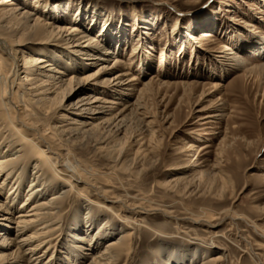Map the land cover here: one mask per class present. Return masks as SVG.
<instances>
[{
	"label": "rangeland",
	"instance_id": "obj_1",
	"mask_svg": "<svg viewBox=\"0 0 264 264\" xmlns=\"http://www.w3.org/2000/svg\"><path fill=\"white\" fill-rule=\"evenodd\" d=\"M25 1L32 10L57 16L65 20L64 25L79 24L109 42L107 47L116 52L102 55L104 60L99 63L80 55L77 67L68 66L69 72L82 77L103 63L106 71L96 80L109 81L127 71L125 80L135 79L134 86L108 88L101 96L118 102L112 103L116 108L127 101L137 105V110L128 109L111 126L104 122L110 115L90 116L94 119L89 123H100L97 132L83 136L76 131L63 141L52 134L50 124L61 114H67V124L79 118L75 112L87 113L81 99L91 89L77 88L64 103L70 111L43 113L26 101L21 120L28 128L20 143L30 160L15 200V215L25 209L21 205L35 162H42L58 183L68 185L59 229L49 238L53 256L36 264H86L91 260L87 240H77L72 233L85 225L84 200L93 207L97 223L109 219L112 225L134 233L131 254L118 264H168L169 257L177 264L188 263L186 258L169 255L172 252L164 247L174 248L178 255L194 248L207 250L208 257L223 253L216 264H264V71L257 69L264 64V0ZM221 46L241 55V64L236 65L234 54L219 52ZM52 54V59L66 63L64 56ZM10 63L7 55L0 56V64L6 66L3 76L13 79ZM151 79L155 83L152 90L140 93ZM3 110L9 118L5 104ZM40 135L44 144L36 140ZM112 139L115 143L110 145L118 144L116 149L123 145L124 153L130 152L128 158H117L119 150H99ZM47 145L61 155L59 166L54 164L57 155L46 151ZM137 150L146 155L138 163L134 160ZM221 176L226 181L222 193L217 191ZM213 177L219 182H210ZM46 192L38 198L52 194ZM6 193L0 192V203ZM28 202L32 207L36 200ZM107 240L103 238L95 250L104 248Z\"/></svg>",
	"mask_w": 264,
	"mask_h": 264
},
{
	"label": "bare ground",
	"instance_id": "obj_2",
	"mask_svg": "<svg viewBox=\"0 0 264 264\" xmlns=\"http://www.w3.org/2000/svg\"><path fill=\"white\" fill-rule=\"evenodd\" d=\"M37 1L40 3L41 0ZM36 6L38 5L35 4L34 7ZM31 7L30 3L25 0H0V56L7 55L8 60L11 62L10 70L13 76V79L8 76L4 77L3 74L6 66L0 64V192H7L5 196L6 200L0 203V264L3 262L10 263V260H13L12 264L16 262L36 264L39 261L43 262L44 258H47V260L52 258L54 252L50 254L52 241L49 238L59 229L58 225L62 217L61 206L68 194V188H66L68 185L58 183L54 178L49 176L48 170L43 166L42 162H35L31 183L26 191V199H24L21 205V208L25 207V209L20 210V213L15 215V200L20 195L21 186L26 178L30 160V155L26 151L25 146L20 143V139L25 136V128H28V125L25 124L26 122H23L24 119L21 120L26 115L24 113L26 101H28L27 105H31L43 113L58 109L70 111L64 103L69 97L76 94L77 88L84 89L88 87L91 89L90 95L87 98L81 99V102L85 101L83 110L88 111L87 113L82 111V109L75 112L74 114L79 118H72L73 122L67 124H64L68 118L67 114H61V117H58L57 121L50 124L49 130L52 134L57 136L58 140L63 141H68L67 136L76 131V134H83V136H85L84 134L91 135L97 132L100 123H89L90 119H94L90 116L96 114L110 115L104 122L109 123V126H111L128 109L137 110V105L129 104L128 101L124 102L121 108H116L115 105L113 107L112 103L117 104L118 102L106 100L104 96H101L103 95L102 91L104 90L106 93L108 88L119 90L123 89V86H134L132 81L135 79L125 80L127 79L125 76L129 74L127 71L118 72L109 81L96 80L106 71L103 63L98 65L95 72L82 77L71 76L69 72L70 68L77 67H74V65L80 62V55H85V59H92L95 60V63H99L100 60H104V55L110 56L116 52L115 48L111 46L107 47L110 45L109 42L100 40L97 35H92L88 30L79 26V24H61L65 20L57 16H50L45 11L32 10ZM78 17L77 13L75 19H78ZM204 34L205 36H210L208 32H204ZM6 44L9 46V49L6 48L8 47L5 46ZM103 49L106 50L104 51ZM227 50H229L228 47L221 46L219 52L227 55L234 54L232 58L237 61L236 65H240L242 60L241 55L234 52L228 53ZM52 53L55 54V57L57 54L64 56L66 63L60 62L56 58L52 59L54 57ZM114 59L116 62L118 61L116 57ZM68 66L71 67L69 68ZM258 67L257 69H260L262 72L264 71V64ZM18 75L19 78L16 79ZM64 75H67L68 78H64ZM153 83L154 79L149 80L140 89V93L145 94L148 90H152ZM213 86L220 88L219 84H213ZM4 104L8 108L7 114L9 118H6L4 115ZM116 109L118 111L113 114L112 112ZM86 114H88V117H86ZM145 114L143 112L144 116ZM210 116L214 115H207V117ZM36 140L40 144L46 142L42 135L37 136ZM96 141L98 142V139ZM111 142L115 143V139L101 146L99 150H107L111 153L114 151L118 152L119 150L117 158L123 156L126 158L130 154V152H127L128 150L124 153L125 149L123 145H121L120 149H116L118 144L111 146ZM20 144L21 146L17 148ZM186 144L187 147H190L189 143ZM114 146L115 148L112 150L111 147ZM3 148L7 150H3ZM46 151L55 154L48 145ZM55 155H57V158L54 160V164L59 166L61 155L58 153ZM144 157H146L145 153L137 150L134 160L136 161L139 158L144 159ZM68 169L76 173L74 168L69 167ZM223 178V176L219 177V179ZM182 179L180 178V180ZM209 180L210 182H215L217 178L213 177ZM217 181L219 182V180ZM170 182L169 185L171 184ZM73 183L71 182L69 186L73 187ZM225 183V179H223L222 183L220 182V185H218L219 189H217L218 192L222 193ZM173 185L175 186L174 179ZM48 190L52 191V194L40 200L38 197L45 196ZM179 192H181V189ZM32 199H35L36 202L31 207V202L28 201ZM84 205L87 211L83 217L85 225L79 227L77 231H72V233L73 237L77 240H87V245L92 249L91 253L88 252L91 254V260L86 264H118L123 257L131 254L134 233L125 226L116 227L112 225L109 219H103L97 223V217H93V207L86 200L83 201ZM34 216H37L36 218L40 216L39 220H35ZM73 219L76 221L75 225L77 226V222H80L78 213L74 215ZM12 224L14 225L13 227L11 226ZM12 228L14 232H12ZM32 229H35V231L24 235ZM2 231L3 233H1ZM103 238L108 239L106 245L101 250L96 251L95 248ZM32 242L35 244L28 246ZM163 249L171 251L172 253H169V255H173L174 253L175 257H179V259L181 257L182 259L186 258L187 264H216L217 261L223 259V253H217L212 257H208V251L205 249L199 250L194 248L192 250H185L180 255L176 253L174 248L164 247ZM199 258L200 262L197 263ZM166 262L168 264H177L176 261L173 262L171 260V257L167 258Z\"/></svg>",
	"mask_w": 264,
	"mask_h": 264
}]
</instances>
